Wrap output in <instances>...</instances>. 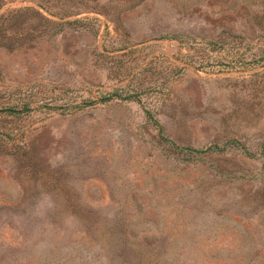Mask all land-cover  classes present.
<instances>
[{
  "label": "rangeland",
  "instance_id": "374dc122",
  "mask_svg": "<svg viewBox=\"0 0 264 264\" xmlns=\"http://www.w3.org/2000/svg\"><path fill=\"white\" fill-rule=\"evenodd\" d=\"M0 264H264V0H0Z\"/></svg>",
  "mask_w": 264,
  "mask_h": 264
},
{
  "label": "trees",
  "instance_id": "16d2710c",
  "mask_svg": "<svg viewBox=\"0 0 264 264\" xmlns=\"http://www.w3.org/2000/svg\"><path fill=\"white\" fill-rule=\"evenodd\" d=\"M110 97H103V101H106V100H108ZM6 112H8L9 114H16V113H19V110L18 109H16L15 107L14 108H12V107H7V108H5L4 109ZM173 148H175V149H178V150H181V149H188V150H190L191 148H188V147H178V146H176V145H173Z\"/></svg>",
  "mask_w": 264,
  "mask_h": 264
}]
</instances>
